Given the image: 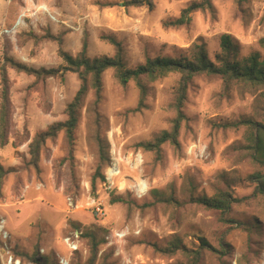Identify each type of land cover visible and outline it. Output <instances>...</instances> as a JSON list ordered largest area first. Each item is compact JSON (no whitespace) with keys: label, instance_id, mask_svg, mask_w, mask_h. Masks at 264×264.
I'll return each instance as SVG.
<instances>
[{"label":"rangeland","instance_id":"374dc122","mask_svg":"<svg viewBox=\"0 0 264 264\" xmlns=\"http://www.w3.org/2000/svg\"><path fill=\"white\" fill-rule=\"evenodd\" d=\"M127 1L0 0V65L8 58L35 70L56 69L64 64L59 48L76 57L84 45L90 60L113 57L116 48L102 38L109 36L121 43L126 68L147 58H178L195 44L203 45L214 61L223 35L230 36L238 60L262 54L258 41L264 37V0H211L209 8L193 12L190 23L177 28L163 24L200 0H153L152 10L124 7ZM24 10L29 15L25 25L15 36H5L3 31ZM47 35L61 39V46ZM6 68L11 117L8 143L0 148V166L7 171L0 182V219L9 233L2 248L10 250L13 264H35L32 259L38 256L46 264H58L60 257L69 264H191V253L182 248L199 251L201 241L207 247L198 264H264V195L255 194L248 181L263 168L252 158L249 129L221 127L241 119L264 125V85L195 76L181 109L178 146L166 142L156 157L141 145L172 131L180 75L142 78L141 99L135 81L121 85L115 69H108L99 96L88 77L72 141L65 131L46 140L35 165L30 143L67 120V105L81 81L72 72L63 80H36ZM112 147L124 161L119 181H146L148 193L142 199L109 188L105 180L97 179L92 188L100 151L108 159L101 166L104 177ZM136 155L143 160L139 169L126 164ZM222 176L238 179L232 190L236 202L227 213L190 202L225 190ZM113 197L124 200L111 204ZM90 199L101 205L103 218L92 213ZM74 231L81 234L79 250L70 255L63 239ZM117 233L125 236L119 239ZM86 235L97 243L93 260L92 238ZM174 245L181 249L166 252ZM5 259L0 255V264Z\"/></svg>","mask_w":264,"mask_h":264},{"label":"trees","instance_id":"16d2710c","mask_svg":"<svg viewBox=\"0 0 264 264\" xmlns=\"http://www.w3.org/2000/svg\"><path fill=\"white\" fill-rule=\"evenodd\" d=\"M238 2H246L248 0H237ZM124 7H146L150 10L154 8L153 0H129L123 3ZM211 0H200L199 2H192L182 12L179 18L167 21L164 27H181L188 25L191 21V14L195 11L209 8ZM44 38H49L61 46V39L47 35ZM109 44L116 48V53L113 57H100L90 60L86 56V46H83L82 51L76 57H72L61 48L58 49V56L63 61V65L56 69H39L35 70L26 65L16 62L12 59H5V63L0 65V148L8 143V136L10 130V98H9V78L7 75L6 66L9 65L17 72H23L32 75L36 80L44 78H59L63 80L67 72L76 73L81 81L80 87L76 92L71 103L67 105L65 122H58L51 125L46 131L37 134L29 145V153L33 159L34 164L38 161L42 145L48 139H54L60 131H65L68 141L71 142L73 132L77 124V113L81 102L88 91L87 80L91 78V86L96 91L97 96L101 92V77L108 69H115V78L121 85H126L129 81L136 82L141 99L145 95V88L141 82L142 78L155 80L157 78L165 77L170 73H178L180 79L176 89L175 108L178 113V118L174 121V127L171 132H162L153 142L142 144L148 151H153L156 157H159L160 147L169 142L177 147V133L179 130V122L184 118L182 114V107L186 99V93L191 80L201 74L215 75L223 79L228 84L230 82H243L252 85H264V37L258 41L259 48L262 54L253 52L249 56L238 60L234 54V45L229 35H223L220 38V52L214 56V61L208 59L207 53L203 45L195 44L187 51L182 53L178 58H147L144 64L138 65L135 68H126L122 55L121 43L113 36L102 37ZM245 126L250 130L248 135L249 149L252 150L253 160L262 166L263 172H257L248 177V181L255 185V194L264 195V125L255 122L251 119H241L232 123L222 124L224 129L238 128ZM101 164L95 170L92 178V188H95V181L99 179L104 180L101 173L102 163L108 161L102 151H100ZM5 171L0 166V182L5 175ZM221 180L224 182L226 189L218 190L214 195L207 197L190 199L191 203L197 204L207 210L219 211L221 215L227 213L231 205L236 202L232 196L233 187L238 179H229L222 176ZM122 197H113L110 203L123 202ZM91 237L90 235H86ZM91 259H95L97 254V243L91 237ZM202 242V248L199 251L188 250L182 248L184 252L191 253V264H198L201 258V250L207 245ZM173 251L166 250V252H175V249H181L178 245H174ZM35 264H46V259L35 257L32 259Z\"/></svg>","mask_w":264,"mask_h":264},{"label":"built area","instance_id":"2783aa9c","mask_svg":"<svg viewBox=\"0 0 264 264\" xmlns=\"http://www.w3.org/2000/svg\"><path fill=\"white\" fill-rule=\"evenodd\" d=\"M38 11L46 9L44 7H39ZM27 11H21L20 14L17 16L13 24L3 31L5 36L11 37L15 36L17 32L25 25V20L28 18ZM110 163L106 167L104 171V180L105 183L109 186V188L115 190H128L131 195L136 199H142L148 193V185L145 180L141 178L136 180H124V182H120V166L124 163L123 159H121L119 153L116 151L114 147L111 148L110 151ZM129 163V166L133 169H139L143 164V160L141 155H136L133 161L129 160L126 164ZM129 183L127 184V182ZM68 205L71 209H75L76 206L73 205L71 199H68ZM88 206L92 210V213L98 218H103L105 216L104 210L99 203H97L94 199H90ZM80 233L78 231L72 232L71 235L66 236L63 239V244L69 251L70 255L77 252L78 249V242L80 239ZM117 238L121 239L125 236L124 233H117L115 235ZM9 238V233L6 228L5 221L0 219V255L5 257V262L3 264H13L11 252L9 249L4 250L2 248V243H5ZM58 264H69V260L67 258L60 257L58 260Z\"/></svg>","mask_w":264,"mask_h":264}]
</instances>
